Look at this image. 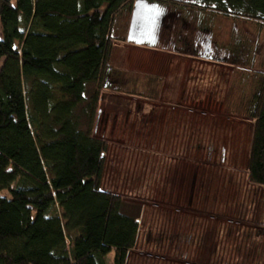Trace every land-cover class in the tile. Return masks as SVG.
<instances>
[{
    "label": "trees",
    "instance_id": "16d2710c",
    "mask_svg": "<svg viewBox=\"0 0 264 264\" xmlns=\"http://www.w3.org/2000/svg\"><path fill=\"white\" fill-rule=\"evenodd\" d=\"M135 1L0 0V264H126L141 207L102 189L94 124L115 19ZM144 1L264 25V0ZM248 101L247 181L264 187V74Z\"/></svg>",
    "mask_w": 264,
    "mask_h": 264
},
{
    "label": "rangeland",
    "instance_id": "374dc122",
    "mask_svg": "<svg viewBox=\"0 0 264 264\" xmlns=\"http://www.w3.org/2000/svg\"><path fill=\"white\" fill-rule=\"evenodd\" d=\"M130 13L115 19L109 58L112 75L129 86L102 90L94 124L108 144L102 189L141 207L126 264H264V187L247 181L245 113L264 74V25L193 10L176 47L188 40V51L202 54L191 47L207 35L213 60L178 57L176 75L175 62L153 53L140 62L150 74L128 76L115 44L125 41ZM174 41L158 45L172 49ZM160 67L164 78L154 80Z\"/></svg>",
    "mask_w": 264,
    "mask_h": 264
},
{
    "label": "crops",
    "instance_id": "0c3cea01",
    "mask_svg": "<svg viewBox=\"0 0 264 264\" xmlns=\"http://www.w3.org/2000/svg\"><path fill=\"white\" fill-rule=\"evenodd\" d=\"M160 9H161L160 11H161L162 17H164L165 13L166 14L168 13V15H171V17L166 18L167 21H165V24H162V20H159L157 22V24H155L153 30H151V31L147 30L146 35L141 39L140 43L128 42L126 40L132 12L129 14L130 16H129V20H128L127 32L125 35V41H122L121 43L115 44V48L120 50L119 55L122 57L124 63H127L126 69H125V66L123 64L121 66L122 68H120V71H121V73H123V75L145 76V74H147V75L150 74L149 72L143 71L144 67L143 68L140 67L141 66L140 62H143V63L145 62V64H147V61H149V58H150V54L152 56H155V55H153V53H159L160 55H163V57H162V58H164L163 60H166L168 58V60H169L168 64H170V66L172 65L173 62H175L174 63L175 65L173 64L170 69L174 70L172 73H176V75H178L177 71H175V70H177L176 69V67H177L176 61H178V59H179L178 57H181V58L185 57L186 60L188 59V57H192L195 59L198 58V57L193 56L194 52L192 50L188 51V49L190 47L188 45V40H185V42L183 43V44H185L184 46L186 48L181 50L180 49L181 45H179V49H178V47H176L177 39L179 38V39L184 40L185 36L183 34L188 33V31H187L188 26L187 25L191 24L192 21L187 20V15L191 16V13L193 12V10H188V9H185V10L167 9V10H165L163 8H160ZM175 18H178L180 20H178V22H177ZM114 27H115V22H114V26H113L112 36L114 33ZM189 31H191V30H189ZM175 36H176V41H174V43H176V44L173 43L174 47L172 49L159 47L158 42H160L161 40L169 41L172 39V37L175 38ZM204 36H206V35H204ZM191 49H192V47H191ZM113 54H114V51L112 52L111 57L113 56ZM207 56L211 57L210 54H208ZM207 60H209V59H207ZM222 61H224V60H222ZM147 67L150 68L151 66L149 65ZM111 69H113V68H112L111 64H109V73H108L107 79H106L108 86L115 85V88H117V87L121 88L123 86L128 87L129 85L126 82V79H124V77H121L120 74L113 76ZM155 71H156L155 74H152V75H154V78H155L154 80L157 79L158 81H160L161 78H164L163 77L164 74L158 73L159 71L164 72L163 68L160 67V68L156 69ZM128 92H131V91H128ZM101 99H102V97H101ZM99 110H100V108H99ZM98 114H99V111H98ZM98 114H97V118H98Z\"/></svg>",
    "mask_w": 264,
    "mask_h": 264
},
{
    "label": "water",
    "instance_id": "95a60500",
    "mask_svg": "<svg viewBox=\"0 0 264 264\" xmlns=\"http://www.w3.org/2000/svg\"><path fill=\"white\" fill-rule=\"evenodd\" d=\"M160 10L158 6L144 0L135 1L126 40L140 43L147 30H153L158 18L161 16Z\"/></svg>",
    "mask_w": 264,
    "mask_h": 264
},
{
    "label": "flooded vegetation",
    "instance_id": "af4514ba",
    "mask_svg": "<svg viewBox=\"0 0 264 264\" xmlns=\"http://www.w3.org/2000/svg\"><path fill=\"white\" fill-rule=\"evenodd\" d=\"M161 17V18H160ZM159 18H158V20H157V22L159 21V20H162V24H165V21H167V19L166 18H168V17H171V15H168V13L166 14L165 13V15H164V17H162V14H161V16H160ZM157 22H156V24H157ZM203 39H204V41H202V43L200 42H197L196 43V46H193L192 47V49H195V50H199V51H201L202 52V54H204V55H206L207 53L208 54H210V56L211 57H213V55H212V51L215 49V46L213 47L212 46V42H211V39H210V37L209 36H204L203 37ZM201 46V47H200ZM196 47H197V49H196ZM199 48V49H198ZM201 49V50H200ZM207 54V55H208Z\"/></svg>",
    "mask_w": 264,
    "mask_h": 264
}]
</instances>
